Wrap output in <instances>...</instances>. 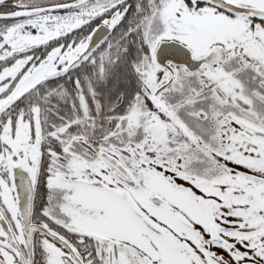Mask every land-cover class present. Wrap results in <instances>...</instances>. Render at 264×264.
Instances as JSON below:
<instances>
[{"label":"snow or ice","instance_id":"snow-or-ice-1","mask_svg":"<svg viewBox=\"0 0 264 264\" xmlns=\"http://www.w3.org/2000/svg\"><path fill=\"white\" fill-rule=\"evenodd\" d=\"M0 264H264V0H0Z\"/></svg>","mask_w":264,"mask_h":264}]
</instances>
